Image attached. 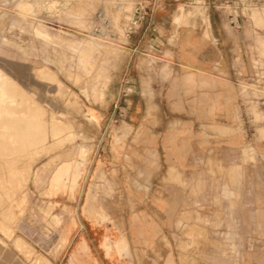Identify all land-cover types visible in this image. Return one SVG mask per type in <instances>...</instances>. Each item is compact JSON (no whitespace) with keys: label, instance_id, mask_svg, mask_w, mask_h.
Instances as JSON below:
<instances>
[{"label":"rangeland","instance_id":"rangeland-1","mask_svg":"<svg viewBox=\"0 0 264 264\" xmlns=\"http://www.w3.org/2000/svg\"><path fill=\"white\" fill-rule=\"evenodd\" d=\"M202 3L164 1L158 32L127 45L99 40V12H112L120 37L125 11L102 0L0 3V79L16 95L0 92L12 107L0 114V264H151L127 233L102 231L92 216L117 213L120 194L131 193L128 140L144 101L136 81L161 58H226L227 100L220 124L200 128L205 141L188 180L200 205L180 209L189 217L164 232L169 251L153 264H264V0L235 12ZM119 165L128 168L121 183Z\"/></svg>","mask_w":264,"mask_h":264},{"label":"crops","instance_id":"crops-1","mask_svg":"<svg viewBox=\"0 0 264 264\" xmlns=\"http://www.w3.org/2000/svg\"><path fill=\"white\" fill-rule=\"evenodd\" d=\"M182 35L179 38L184 48ZM225 59L161 58L157 71L148 72L144 65L141 67L135 92L144 100L137 107L142 114L134 124L138 133L128 140L135 144L132 148L136 156L132 159L136 177L129 182L125 178L124 188H131V193L120 194L114 203L119 208L117 213L113 210L92 217L102 231L104 225L110 224V229L127 233L138 252L150 256L151 264L165 249L166 253L169 251L161 242L164 232L189 217L181 215L180 209L200 205L199 199L191 197L188 180L193 164L199 160L200 144L205 141L200 128L208 121L219 125L223 120L227 93L221 75ZM229 99L234 101L233 93ZM176 122L181 129L171 128ZM117 168L121 183L128 168ZM91 201L93 206L99 204ZM120 247L127 249L125 240Z\"/></svg>","mask_w":264,"mask_h":264},{"label":"built area","instance_id":"built-area-1","mask_svg":"<svg viewBox=\"0 0 264 264\" xmlns=\"http://www.w3.org/2000/svg\"><path fill=\"white\" fill-rule=\"evenodd\" d=\"M103 3L114 5L115 7L125 8L123 14V22L121 24V36L125 39L122 42L117 33L112 30L115 28L113 23V14L109 10L99 12L96 21V32H101L100 29L109 32H103L99 38L102 41H113L115 43L127 45L134 35L140 34L143 31L158 32V26L155 19L156 10L169 0H102ZM178 2L197 3V2H214L219 4L221 10L235 12L242 6H252L258 4L262 0H176ZM230 23L240 29L239 20L231 14Z\"/></svg>","mask_w":264,"mask_h":264},{"label":"bare ground","instance_id":"bare-ground-1","mask_svg":"<svg viewBox=\"0 0 264 264\" xmlns=\"http://www.w3.org/2000/svg\"><path fill=\"white\" fill-rule=\"evenodd\" d=\"M8 2V0H0V3L1 4H6ZM202 6H204L205 5V3L203 2L202 4H201ZM180 10H181V13L180 14H178V19L181 17V15L183 16V15H185L186 13H185V11H184V8L181 6V8H180ZM193 12H190V14H195V13H197V11L195 12V8H194V10H192ZM195 12V13H194ZM189 14V15H190ZM2 72V71H1ZM6 75V74H5ZM10 88H11V86H9V85H7L5 82H3L1 79H0V92H2V93H4L5 95H7V97L9 96V97H14V96H16L15 95V93H13V92H10ZM1 93V94H2ZM0 94V103H1V101L3 100H5L6 99V107L5 108H2L1 107V105H0V114L2 113V111H8V112H10L11 110H12V107H11V105H10V103H11V100H8V98L7 97H4V96H2ZM4 103V102H3ZM21 111V110H20ZM33 117V116H32ZM24 119V118H23ZM21 120V119H20ZM19 120V121H20ZM10 121V120H9ZM9 121L8 120H4V122L2 121V123H6V124H10L9 123ZM5 124V125H6ZM23 125H30L29 124V121L27 122V121H23L22 123H21V126L23 127ZM12 126V125H11ZM17 127V126H16ZM34 127V126H33ZM32 128V127H31ZM19 129H20V127H19ZM23 130H24V128H22ZM25 129H26V127H25ZM18 130V129H17ZM28 130H30V129H28ZM19 131V130H18ZM32 131V130H31ZM29 132V131H28ZM1 133V132H0ZM29 133H31V132H29ZM15 135H16V133H14ZM4 136H5V134H4ZM8 136V135H7ZM13 136V135H12ZM11 136V137H12ZM10 137V138H11ZM24 137V136H23ZM4 145H5V143H4ZM11 145V144H10ZM0 147H2V146H0ZM6 148V147H5ZM12 149V148H11ZM11 149H9V150H11ZM5 150V149H4ZM9 150H8V152H9ZM6 155V154H5ZM2 157H3V155H2ZM1 158V157H0ZM4 159H6V158H4ZM0 160H2V159H0ZM10 161V160H9ZM8 162V161H7ZM2 163V162H1ZM3 168V167H2ZM11 169V168H10ZM8 170V169H7ZM11 171V170H10ZM3 176H5V175H3ZM8 178V177H7ZM11 180V179H10ZM2 181V180H1ZM1 183V182H0ZM72 264H75V262H74V260L72 261Z\"/></svg>","mask_w":264,"mask_h":264},{"label":"water","instance_id":"water-1","mask_svg":"<svg viewBox=\"0 0 264 264\" xmlns=\"http://www.w3.org/2000/svg\"><path fill=\"white\" fill-rule=\"evenodd\" d=\"M205 3H207V2H205Z\"/></svg>","mask_w":264,"mask_h":264}]
</instances>
